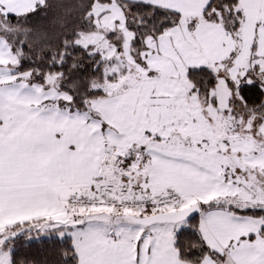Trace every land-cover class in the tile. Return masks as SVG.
<instances>
[{
  "label": "snow or ice",
  "instance_id": "6c2138e0",
  "mask_svg": "<svg viewBox=\"0 0 264 264\" xmlns=\"http://www.w3.org/2000/svg\"><path fill=\"white\" fill-rule=\"evenodd\" d=\"M0 264H264V0H0Z\"/></svg>",
  "mask_w": 264,
  "mask_h": 264
},
{
  "label": "trees",
  "instance_id": "16d2710c",
  "mask_svg": "<svg viewBox=\"0 0 264 264\" xmlns=\"http://www.w3.org/2000/svg\"><path fill=\"white\" fill-rule=\"evenodd\" d=\"M60 246L61 242L44 238L32 242L25 241L21 251L22 253H29L35 256L55 258L56 252Z\"/></svg>",
  "mask_w": 264,
  "mask_h": 264
}]
</instances>
